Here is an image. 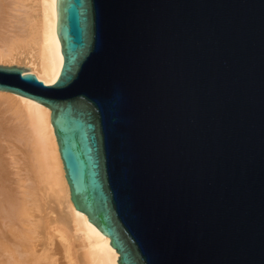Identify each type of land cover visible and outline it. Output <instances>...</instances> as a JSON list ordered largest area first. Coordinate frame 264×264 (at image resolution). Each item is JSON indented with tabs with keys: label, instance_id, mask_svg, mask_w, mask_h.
<instances>
[{
	"label": "water",
	"instance_id": "1",
	"mask_svg": "<svg viewBox=\"0 0 264 264\" xmlns=\"http://www.w3.org/2000/svg\"><path fill=\"white\" fill-rule=\"evenodd\" d=\"M46 85L74 207L118 264H264V0H56Z\"/></svg>",
	"mask_w": 264,
	"mask_h": 264
},
{
	"label": "bare ground",
	"instance_id": "2",
	"mask_svg": "<svg viewBox=\"0 0 264 264\" xmlns=\"http://www.w3.org/2000/svg\"><path fill=\"white\" fill-rule=\"evenodd\" d=\"M11 3L6 27L0 0V64L53 84L63 64L56 0ZM118 257L71 201L49 108L0 92V264H118Z\"/></svg>",
	"mask_w": 264,
	"mask_h": 264
},
{
	"label": "rangeland",
	"instance_id": "3",
	"mask_svg": "<svg viewBox=\"0 0 264 264\" xmlns=\"http://www.w3.org/2000/svg\"><path fill=\"white\" fill-rule=\"evenodd\" d=\"M6 1H7V0H4L5 4H7L8 1H9V3H8L7 5L4 4V5L6 6V9H5L6 12H4L3 19H4V18L6 19V16H7V17L9 16L6 20L4 19V21H5L4 23H5L6 27H7L8 24H9V22L12 23V20H13L12 17L14 16V15H12V14H15V13H13L14 11L12 10V8H10V7H13V5H12V6L9 5L11 2H13V0H11V1L8 0L7 2H6ZM11 4H13V3H11ZM8 7H9V8H8ZM10 9H11V10H10ZM9 10H10V11H9ZM7 11H9V12H8L9 14H7ZM12 11H13V12H12ZM10 12H12V14H11ZM5 13H6L7 15H5ZM9 18H11V21H10ZM2 144H3L2 146H5V145H4L5 143H2ZM20 169L22 170V168H20ZM20 169H19V171L17 170L16 173H18V174H16V175H14V174H15L14 172H15L16 169H13V172H12V173H14V174H12L11 177L14 178V180H16L18 177H20V175L23 176L24 171L22 172V171H20ZM11 171H12V170H11ZM20 172H21L22 174H21ZM15 177H16V178H15ZM12 178H11V179H12ZM13 182H15V181H13Z\"/></svg>",
	"mask_w": 264,
	"mask_h": 264
}]
</instances>
